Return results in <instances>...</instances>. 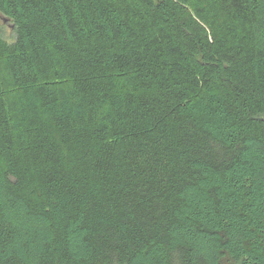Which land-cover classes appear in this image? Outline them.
<instances>
[{
    "label": "trees",
    "instance_id": "obj_1",
    "mask_svg": "<svg viewBox=\"0 0 264 264\" xmlns=\"http://www.w3.org/2000/svg\"><path fill=\"white\" fill-rule=\"evenodd\" d=\"M258 2L0 0V264H264Z\"/></svg>",
    "mask_w": 264,
    "mask_h": 264
},
{
    "label": "rangeland",
    "instance_id": "obj_2",
    "mask_svg": "<svg viewBox=\"0 0 264 264\" xmlns=\"http://www.w3.org/2000/svg\"><path fill=\"white\" fill-rule=\"evenodd\" d=\"M258 3V15H259V23L257 26V42L259 45L264 46V0H256ZM0 15V31L6 37L10 38L12 33V26L10 25L9 21ZM5 92L8 93L9 87L5 86Z\"/></svg>",
    "mask_w": 264,
    "mask_h": 264
},
{
    "label": "water",
    "instance_id": "obj_3",
    "mask_svg": "<svg viewBox=\"0 0 264 264\" xmlns=\"http://www.w3.org/2000/svg\"><path fill=\"white\" fill-rule=\"evenodd\" d=\"M4 20H6V19H4Z\"/></svg>",
    "mask_w": 264,
    "mask_h": 264
}]
</instances>
